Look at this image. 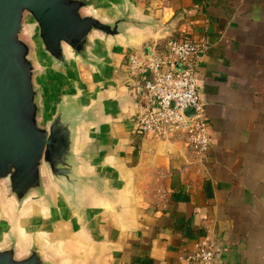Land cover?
Here are the masks:
<instances>
[{"label": "crops", "instance_id": "obj_1", "mask_svg": "<svg viewBox=\"0 0 264 264\" xmlns=\"http://www.w3.org/2000/svg\"><path fill=\"white\" fill-rule=\"evenodd\" d=\"M107 1L102 15L126 6L147 27L101 41L95 66L75 62L48 81L55 97L74 91L97 110L85 143L115 197L96 203L90 235L52 218L68 264H189L206 237L216 264H264V0ZM185 38L208 45L197 74L212 138L202 160L134 128L146 77L129 74L128 56Z\"/></svg>", "mask_w": 264, "mask_h": 264}, {"label": "water", "instance_id": "obj_2", "mask_svg": "<svg viewBox=\"0 0 264 264\" xmlns=\"http://www.w3.org/2000/svg\"><path fill=\"white\" fill-rule=\"evenodd\" d=\"M108 8L107 0H0V197L18 219L33 215L23 238L13 231L0 245V264H68L52 218L67 216L90 235L96 203L114 204L85 143L97 110L48 85L75 62L95 66L101 41L128 40L148 25L126 6L109 19L100 13Z\"/></svg>", "mask_w": 264, "mask_h": 264}, {"label": "built area", "instance_id": "obj_3", "mask_svg": "<svg viewBox=\"0 0 264 264\" xmlns=\"http://www.w3.org/2000/svg\"><path fill=\"white\" fill-rule=\"evenodd\" d=\"M208 45L205 41L169 39L150 48V56H128V72L145 76L142 87L146 107L134 120L137 132L155 140L183 141L192 157L202 160L212 138L201 101L197 74ZM194 109V115L184 112ZM215 243L206 237L187 257L189 264H214Z\"/></svg>", "mask_w": 264, "mask_h": 264}, {"label": "rangeland", "instance_id": "obj_4", "mask_svg": "<svg viewBox=\"0 0 264 264\" xmlns=\"http://www.w3.org/2000/svg\"><path fill=\"white\" fill-rule=\"evenodd\" d=\"M32 32V34H36L35 28H32ZM28 212L23 219H18L14 216L10 203L0 197V245H3V242L13 231H18L22 238L26 235L27 229L25 227L33 222V215Z\"/></svg>", "mask_w": 264, "mask_h": 264}]
</instances>
